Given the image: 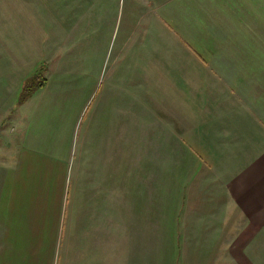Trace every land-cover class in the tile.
<instances>
[{
    "label": "rangeland",
    "instance_id": "rangeland-1",
    "mask_svg": "<svg viewBox=\"0 0 264 264\" xmlns=\"http://www.w3.org/2000/svg\"><path fill=\"white\" fill-rule=\"evenodd\" d=\"M208 13L203 0H0V191L28 133L69 147L72 178L80 171L87 186L107 152L115 264H238L229 252L221 258L226 248L202 211L181 205L189 195L195 207L212 187L205 157L186 140L194 123L179 91L194 83L186 72L208 66L204 55L218 48L202 43ZM40 71L48 83L18 105ZM80 204L60 264H91L84 243L96 215L83 220Z\"/></svg>",
    "mask_w": 264,
    "mask_h": 264
},
{
    "label": "crops",
    "instance_id": "crops-1",
    "mask_svg": "<svg viewBox=\"0 0 264 264\" xmlns=\"http://www.w3.org/2000/svg\"><path fill=\"white\" fill-rule=\"evenodd\" d=\"M203 5L210 14L204 24H211V30L202 43L218 48L204 55L208 66L186 72L187 82L194 83L179 91L186 93L181 99L188 97L187 119L194 123L186 140L205 157L212 187L209 196L198 195L195 207L189 195L181 205L189 215L201 210L210 228H217L211 235L217 232L226 248L220 249L223 255L219 252L223 260H229V252L238 264L244 258L259 264L264 243V20L259 14L264 0H203ZM196 106L201 107L197 116L192 111ZM24 137L0 191V264H60L77 203H82L83 220L94 214L102 226L94 221L87 231L84 246L92 252L91 264H115L114 231L107 221L109 203L114 204L108 153L102 155L107 159L103 172L97 167L87 186L80 171L72 178L68 146L50 141L46 147L43 137ZM183 210L176 214L179 225Z\"/></svg>",
    "mask_w": 264,
    "mask_h": 264
},
{
    "label": "trees",
    "instance_id": "trees-1",
    "mask_svg": "<svg viewBox=\"0 0 264 264\" xmlns=\"http://www.w3.org/2000/svg\"><path fill=\"white\" fill-rule=\"evenodd\" d=\"M41 74L42 71H40V73L38 72L36 75L29 77L28 80H26L25 86L22 89L18 99V105L26 103L39 89L46 86L48 80Z\"/></svg>",
    "mask_w": 264,
    "mask_h": 264
}]
</instances>
